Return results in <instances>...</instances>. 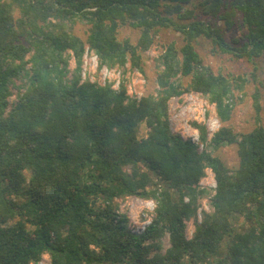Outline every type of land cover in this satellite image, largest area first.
Listing matches in <instances>:
<instances>
[{
  "label": "trees",
  "instance_id": "16d2710c",
  "mask_svg": "<svg viewBox=\"0 0 264 264\" xmlns=\"http://www.w3.org/2000/svg\"><path fill=\"white\" fill-rule=\"evenodd\" d=\"M236 26L244 34L227 39ZM124 27L139 32L136 43L119 39ZM163 30L182 44L157 58L156 95L131 97L125 77L117 89L82 79L87 51L100 67L144 73ZM200 38L222 54L263 58L264 0H0V264L44 255L50 264H264L262 96L253 94L251 131L228 126L248 80L215 73ZM187 93L205 96L222 124L209 143L195 124L202 151L170 125L171 100ZM232 145L235 168L216 156ZM208 170L213 194L200 185ZM208 195L212 211L199 221ZM133 196L156 204L143 230L119 212L118 200Z\"/></svg>",
  "mask_w": 264,
  "mask_h": 264
},
{
  "label": "rangeland",
  "instance_id": "374dc122",
  "mask_svg": "<svg viewBox=\"0 0 264 264\" xmlns=\"http://www.w3.org/2000/svg\"><path fill=\"white\" fill-rule=\"evenodd\" d=\"M200 20L208 21L210 18L204 15H199ZM221 26L225 27L222 23ZM88 27L83 23L77 22L74 26L73 33L86 39ZM243 29L239 26L227 31V39L231 36H242ZM139 32L129 27L120 29L119 39H129L133 43L137 42ZM176 42L178 46L182 44L180 34L171 30H163L157 38L155 44L149 52L145 54L144 73L137 70H132L129 66L124 75L122 69H108L100 67L99 61L93 52L87 51L84 56L81 77L83 80L97 82L100 85L112 84L114 88H118L122 79L127 80L128 94L134 98H142L143 96L156 95L158 87L156 84L157 76V58L163 52L164 47ZM197 50L204 60V63L209 66L215 73H221L227 76L246 78L247 84L243 89L234 91V112L231 121L227 124L237 133H247L255 126V110L253 107V94L256 90L261 93L262 104V124L264 125V57L255 62H250L247 59H238L231 55L222 54L215 45L205 38H200L197 43ZM75 68V62L71 59L70 69ZM256 76V81L254 77ZM25 80L17 81L19 89L13 90V95L10 97V103L13 104L17 100L18 94L23 92L22 85ZM189 81L185 80V84ZM170 125L174 133L181 135L187 140L194 139L199 149L202 151L206 148V143H202L200 139V130L195 125H202L207 128L208 143L213 135L221 128L215 108L211 105L205 96L197 93H187L179 98H174L170 102ZM146 135L145 126L141 127L140 137ZM230 168H235L238 165L239 158L237 147L235 145L222 148L216 153ZM202 188L207 189L213 194L212 190L216 186L214 174L208 170L207 176L200 183ZM119 212L129 218L131 228L134 230H143L147 224L151 222L154 215L156 204L153 200H145L138 197H128L118 200ZM212 211L210 204V195L201 201V209L199 211V221L202 220V212L210 213ZM187 224V236L191 238L195 231L194 221L191 220ZM169 247L168 239L165 240V250ZM38 264H50V257L44 255Z\"/></svg>",
  "mask_w": 264,
  "mask_h": 264
},
{
  "label": "built area",
  "instance_id": "2783aa9c",
  "mask_svg": "<svg viewBox=\"0 0 264 264\" xmlns=\"http://www.w3.org/2000/svg\"><path fill=\"white\" fill-rule=\"evenodd\" d=\"M191 141L196 144V141L194 139H192Z\"/></svg>",
  "mask_w": 264,
  "mask_h": 264
}]
</instances>
